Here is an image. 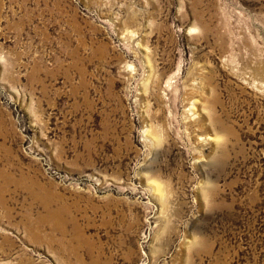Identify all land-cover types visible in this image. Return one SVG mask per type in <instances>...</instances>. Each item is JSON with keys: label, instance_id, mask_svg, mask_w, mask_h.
I'll use <instances>...</instances> for the list:
<instances>
[{"label": "rangeland", "instance_id": "1", "mask_svg": "<svg viewBox=\"0 0 264 264\" xmlns=\"http://www.w3.org/2000/svg\"><path fill=\"white\" fill-rule=\"evenodd\" d=\"M0 264H264V0H0Z\"/></svg>", "mask_w": 264, "mask_h": 264}]
</instances>
